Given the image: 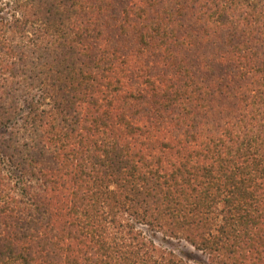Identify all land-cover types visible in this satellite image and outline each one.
<instances>
[{
	"label": "trees",
	"instance_id": "trees-1",
	"mask_svg": "<svg viewBox=\"0 0 264 264\" xmlns=\"http://www.w3.org/2000/svg\"><path fill=\"white\" fill-rule=\"evenodd\" d=\"M264 264V0H0V264Z\"/></svg>",
	"mask_w": 264,
	"mask_h": 264
},
{
	"label": "rangeland",
	"instance_id": "rangeland-1",
	"mask_svg": "<svg viewBox=\"0 0 264 264\" xmlns=\"http://www.w3.org/2000/svg\"><path fill=\"white\" fill-rule=\"evenodd\" d=\"M176 250L190 262L194 264H207L206 257L183 241L175 242Z\"/></svg>",
	"mask_w": 264,
	"mask_h": 264
}]
</instances>
